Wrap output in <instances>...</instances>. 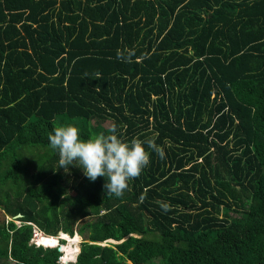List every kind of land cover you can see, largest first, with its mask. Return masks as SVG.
<instances>
[{
    "label": "trees",
    "instance_id": "16d2710c",
    "mask_svg": "<svg viewBox=\"0 0 264 264\" xmlns=\"http://www.w3.org/2000/svg\"><path fill=\"white\" fill-rule=\"evenodd\" d=\"M67 125L164 157L108 195L57 169ZM58 230L65 264H264V0H0V264H58Z\"/></svg>",
    "mask_w": 264,
    "mask_h": 264
},
{
    "label": "clouds",
    "instance_id": "9594fccd",
    "mask_svg": "<svg viewBox=\"0 0 264 264\" xmlns=\"http://www.w3.org/2000/svg\"><path fill=\"white\" fill-rule=\"evenodd\" d=\"M49 143L50 147L59 153L57 169L62 167L68 171L69 165H76L83 169L90 181L94 182L98 177H104L106 194L116 197L122 196L129 186V180L139 177L143 169L149 165L150 152L146 150L145 144L160 158L164 157L163 149L154 139L144 141L133 139L126 142L117 134L115 126L109 130V134L100 133L87 140L81 139L76 126L57 127L49 135ZM40 233L44 232L40 230ZM29 241L37 245L35 235L32 234ZM56 257L58 264L70 261L61 259L58 254Z\"/></svg>",
    "mask_w": 264,
    "mask_h": 264
},
{
    "label": "rangeland",
    "instance_id": "374dc122",
    "mask_svg": "<svg viewBox=\"0 0 264 264\" xmlns=\"http://www.w3.org/2000/svg\"><path fill=\"white\" fill-rule=\"evenodd\" d=\"M102 124L104 125V126H109L110 124H111V121H110V119L109 118H106L105 120H103V122H102ZM45 151H35V152H33V153H31L28 157H27V163H28V167H29V169H31V168H33V167H35L38 163H39V161L45 156ZM69 171V170H68ZM68 171H66V172H68ZM70 192H73L72 190H70ZM9 216L8 215H6L5 216V218H8ZM16 223H18V220H14ZM63 233V232H62ZM77 233H75V234H73V235H76ZM46 235V234H45ZM60 235V234H59ZM78 235V234H77ZM76 235V237H78V240L77 241H74V243L72 242V245H73V247H74V249H72L71 248V244L69 243V239L70 238H68L64 233L63 234H61L60 236L62 237H65L66 239H67V241H66V244H64L62 247H61V250L62 251H64L65 250V247L66 246H68V248H67V250H66V256H67V258L66 259H69L70 257H68L69 256V253L71 254V255H74L75 253H76V251H77V249H76V244L78 245L79 244V241L81 240V236L80 235H78L77 236ZM47 236V235H46ZM48 238V237H47ZM36 239H38V237L36 238ZM107 241H109V240H107V239H105V240H103L102 241V243H106ZM36 242H39L38 240H36ZM46 241L44 240L43 241V243H45ZM69 244V245H68ZM69 252V253H68ZM65 254H64V257H65ZM65 259V260H66Z\"/></svg>",
    "mask_w": 264,
    "mask_h": 264
},
{
    "label": "bare ground",
    "instance_id": "6f19581e",
    "mask_svg": "<svg viewBox=\"0 0 264 264\" xmlns=\"http://www.w3.org/2000/svg\"><path fill=\"white\" fill-rule=\"evenodd\" d=\"M63 233H64V232H63ZM63 233H62V231L59 232L60 235L63 234ZM75 233H76V232H74L73 234H75ZM41 234H45V233H39V234L37 233V234L35 235V243H36L37 245H41V244H43V242H36V240H37L36 238L39 237ZM59 234L56 236V237L59 239L57 249H58V251H59V256H60V258L65 260V259L67 258V256H66L65 253H66V250H67L68 246L65 247V250H64V251L61 250V247H62L64 244H66L67 239H66L65 237H63V236L61 237ZM64 234H65V233H64ZM46 235H47V234H46ZM77 240H78V237H76V236H75L74 238H70V239L68 240L69 243L71 244L70 246H71L72 249H74V247H73V245L75 244L74 241H77ZM72 242L74 243L73 245H72ZM68 245H69V244H68ZM68 253H69V252H68ZM64 254H65V257H64ZM68 257H70L68 260L71 261V260L74 258V255H71V254L69 253V256H68Z\"/></svg>",
    "mask_w": 264,
    "mask_h": 264
},
{
    "label": "water",
    "instance_id": "95a60500",
    "mask_svg": "<svg viewBox=\"0 0 264 264\" xmlns=\"http://www.w3.org/2000/svg\"><path fill=\"white\" fill-rule=\"evenodd\" d=\"M18 215H20L19 212L15 213L13 216H18ZM59 232H60V231H57L58 234H59ZM106 239L109 240V241H113V242L117 241V240H115V239H113V238H106ZM78 249H79V247L77 248V251H78ZM77 251H76V253H77ZM76 253L74 254V258H73V260L75 259V255H76Z\"/></svg>",
    "mask_w": 264,
    "mask_h": 264
},
{
    "label": "built area",
    "instance_id": "2783aa9c",
    "mask_svg": "<svg viewBox=\"0 0 264 264\" xmlns=\"http://www.w3.org/2000/svg\"><path fill=\"white\" fill-rule=\"evenodd\" d=\"M37 233L39 234L40 233V230L37 227L33 226V232H32V234L35 235Z\"/></svg>",
    "mask_w": 264,
    "mask_h": 264
}]
</instances>
